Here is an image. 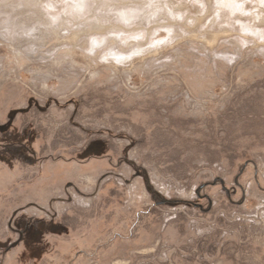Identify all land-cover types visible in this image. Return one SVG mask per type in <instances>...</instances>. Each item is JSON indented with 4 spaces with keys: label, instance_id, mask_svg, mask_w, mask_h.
<instances>
[{
    "label": "rangeland",
    "instance_id": "1",
    "mask_svg": "<svg viewBox=\"0 0 264 264\" xmlns=\"http://www.w3.org/2000/svg\"><path fill=\"white\" fill-rule=\"evenodd\" d=\"M10 120L57 166L10 264H264V0H0Z\"/></svg>",
    "mask_w": 264,
    "mask_h": 264
},
{
    "label": "trees",
    "instance_id": "2",
    "mask_svg": "<svg viewBox=\"0 0 264 264\" xmlns=\"http://www.w3.org/2000/svg\"><path fill=\"white\" fill-rule=\"evenodd\" d=\"M22 126L23 127L14 126V120H10L5 124L0 123V180L3 178L6 164H11L14 167V170L11 172L12 177L11 182L9 183L10 186L2 187L0 185V264H10L11 262L18 261L22 258L20 255L21 253H18V250H15L19 248L23 241L21 244L18 243L15 247H11V245L14 243L13 237H15L18 229H20L21 232L25 230L22 223L27 222H21L19 221L20 219L17 220L15 213L22 211L27 205H29L31 200H33V193L35 189H38L36 184L40 182V179L52 178V174L53 176H56L57 174V166L52 167L51 170L48 169L51 161L49 156L46 158V161L49 162L46 163L45 168L42 166L43 161H45V152L43 148L48 143L43 137V133H37V131H34L33 126ZM25 131H28L30 136L32 134L36 136L38 143L36 149H30L29 145L26 143L29 134H25ZM63 157H70L66 158V160L71 158L80 160L81 153H75L72 156L63 155ZM108 158L111 159V157ZM57 159L62 161V159L55 158V162L58 161ZM102 159L107 164L110 163V160L105 156H103ZM82 161L83 163H86L87 159L83 160L82 158ZM119 195H121V193L113 190L107 197L97 198V215L99 216L105 211H110L106 209V204L108 205L111 200L119 202ZM19 204L21 205L20 207ZM100 209H103V211ZM99 210L101 212H99ZM93 214L96 215V213ZM68 217L69 216H66L65 219ZM68 219H70V217ZM45 223L37 224V226H39L38 232L41 231V235L39 233L40 236H37V241L34 244L37 245L35 248L42 255L39 259L40 262L50 253L55 251L53 242L59 237V234L54 230V226H58L60 223L55 222L54 226H48ZM61 224L64 229H67L65 230L67 232L70 227L67 224V221L63 220ZM66 232H64L63 236ZM2 243H5L6 246L2 247ZM52 247L53 251L48 254ZM26 264L30 263L26 261Z\"/></svg>",
    "mask_w": 264,
    "mask_h": 264
}]
</instances>
